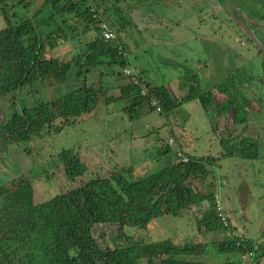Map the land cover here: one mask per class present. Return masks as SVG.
I'll return each mask as SVG.
<instances>
[{"label":"trees","instance_id":"16d2710c","mask_svg":"<svg viewBox=\"0 0 264 264\" xmlns=\"http://www.w3.org/2000/svg\"><path fill=\"white\" fill-rule=\"evenodd\" d=\"M8 1L12 3L7 6ZM35 1L0 0V15L4 20L0 26V98L10 95L15 99L17 91L34 81L59 83L73 69L81 81L61 94L33 104L17 106L13 101V110L0 123V154L5 153L10 143L27 144L35 135L56 133L65 124L89 117L100 98L103 103L124 99L126 103L121 110L128 116L138 114L141 103L154 109L150 98L159 106L158 112H168L180 101L192 98H197L205 109L213 104L210 90L191 84L197 81L194 73L179 98L165 85L142 79L130 67L125 43L119 39L123 24L114 28L116 36L112 41L100 35L99 19L92 16L90 4L100 6L104 19L113 27L107 14L112 16L114 9L120 10L118 0H39L30 15L15 19L13 7L20 5L27 9ZM118 16L120 19L121 13ZM63 42L67 43L69 54H51ZM113 64L120 67V71L115 70L117 75L124 66L130 67L132 75L125 76L111 98L105 93L111 87L106 76H111ZM93 69L97 70L98 82L86 81ZM133 77L138 83L133 82ZM140 85L146 87L143 95L139 93ZM239 119L235 115L233 121ZM230 139L233 138L229 135L219 139L221 150L217 155H188L187 161L175 157L139 175H133L129 164L116 165L106 174L66 187L39 201L33 200L30 179L15 187L0 183V264H137L136 254H144L145 264H175L174 255L187 257L189 264H200L191 256L205 253L209 242L175 241L169 236L133 241L134 235L128 229L144 230L155 217L164 213L178 215L189 206L198 207L201 200H205L207 209L201 213L198 227L202 226L204 231L220 228L212 208L213 184L206 181L208 167L218 157L254 158L257 154L254 142ZM24 149L27 151L28 147ZM167 150V144L161 145L155 156ZM61 162L68 179L86 170L77 151L69 152ZM196 180L204 182L206 189L195 183ZM103 224L112 226L117 245L105 244L94 251L88 250V244L95 237H103ZM236 241L239 239L234 236L213 242L214 249L246 250ZM255 251L256 248L252 249L250 256ZM223 264H238V260L233 258Z\"/></svg>","mask_w":264,"mask_h":264},{"label":"rangeland","instance_id":"374dc122","mask_svg":"<svg viewBox=\"0 0 264 264\" xmlns=\"http://www.w3.org/2000/svg\"><path fill=\"white\" fill-rule=\"evenodd\" d=\"M11 3L8 1L7 6ZM38 3L39 0H36L27 9L20 5L13 7L15 19L30 15ZM117 5L120 10L114 9L113 15L107 16L113 22V28L117 29L119 24H123L118 32L119 39L125 43L130 65L139 72L142 79L167 85L176 96L177 79L181 84L188 85L187 80L194 73L197 81L191 84L202 90H210L212 99L217 101L215 106L210 105V110H216L203 111L193 100L168 112H158L147 107L146 103H141L138 114L128 116L120 109L126 103L124 99L103 103L100 98L89 117L65 124L56 133L35 135L27 144L10 143L5 153L0 154V183L15 187L30 179L33 200L39 201L66 187L106 174L116 165H131L133 175H139L147 169L153 170L175 159L177 149H185L191 156L217 155L221 149L218 139L226 136L228 129L227 121L221 116L216 117V113L222 108L221 112L225 111L226 114L231 111V107L225 103L230 94L240 102H252V106H238L236 116L249 117L248 120L253 118L250 121L257 128V134L263 136L254 158L222 156L208 167L206 181L215 187L212 189L217 191L228 214L229 227H221L222 231H204L202 226L198 227L197 221L207 209V203L203 202L199 203V207L192 205L182 209L178 215L164 213L152 219L144 230L128 229V232L133 233V241L169 236L175 241L209 242L205 253L191 256L199 260L200 264H223L233 258L238 260V264H264V106L260 107L264 103V85L259 83L262 77L264 79V68L261 59L257 55L244 56L245 50L251 51L249 46L236 43L234 49L242 58L239 65L242 80L237 82L234 75L216 81L212 88L209 85L211 80L203 75L205 70L202 71L206 63L200 45L203 41L196 35L208 34L212 28L203 0L196 3L194 0H118ZM118 12L122 15L120 19ZM114 18H118V22ZM2 24L4 20L0 15V26ZM168 28L172 35L179 36L180 41L167 39L173 41L163 47L162 29ZM68 51L67 43L63 42L51 54L66 56ZM111 68V76H106V79L110 84L112 82L114 88V80H119L117 84H120L125 78L115 73V70L120 71L118 65L113 64ZM88 75L86 81L98 82L96 69ZM104 78L102 76L103 81ZM80 81L81 76L77 73L75 75L73 69L71 75L59 83L47 81L40 84L34 81L17 91L15 99L10 95L2 96L0 123L13 110V101L17 106L33 104L48 96L61 94L79 85ZM110 86L105 94L113 98L116 90ZM258 105L259 110H254ZM237 130V127L232 129L233 132ZM169 137L173 139L172 142H167ZM164 144H167L168 150L155 156L157 147ZM24 145L28 147L27 151ZM75 151L86 164V170L68 179L64 175L61 159ZM195 183L206 189L204 182L196 180ZM101 229L103 237H95L88 244V250L94 251L105 244L117 245L112 226L103 224ZM229 234L230 238L238 237L245 249L256 248L254 255L242 259V252L215 250L213 242L229 238ZM143 256L136 254L137 264H145ZM155 257L159 260L157 255ZM174 258H178L175 264H189L188 259L179 256Z\"/></svg>","mask_w":264,"mask_h":264},{"label":"flooded vegetation","instance_id":"af4514ba","mask_svg":"<svg viewBox=\"0 0 264 264\" xmlns=\"http://www.w3.org/2000/svg\"><path fill=\"white\" fill-rule=\"evenodd\" d=\"M197 1L194 0L195 3ZM203 1L207 7L208 17L212 24L206 40L210 51L209 53L215 59L213 66L215 74L220 75V69L223 68L224 79L235 75L234 79L237 82L242 80V74L239 72V65L242 62V58L234 49L236 43L248 45L251 51L249 52L248 49L245 50L244 56L257 55L261 59L264 68V0ZM196 35L200 38L202 37V34ZM259 83L264 85L263 77ZM219 92L221 93V91ZM225 103L226 106L231 107V111L226 115V128L228 129L226 136L229 135L234 139H241L239 140L241 143L254 142L256 147L261 144L263 135L261 134L262 136H260L257 134V128L251 122L253 118H250L251 121L248 120L249 117H243L239 121H233L236 115L235 106H252V102L247 101L245 103L242 100L240 102L237 97L229 94ZM261 106H264V103ZM260 107L258 105L254 110H259ZM238 125L241 126V129L233 132L232 129ZM240 133L241 137H239ZM243 136H246V138H243Z\"/></svg>","mask_w":264,"mask_h":264},{"label":"crops","instance_id":"0c3cea01","mask_svg":"<svg viewBox=\"0 0 264 264\" xmlns=\"http://www.w3.org/2000/svg\"><path fill=\"white\" fill-rule=\"evenodd\" d=\"M163 25H164V23L162 22V28H163ZM188 30H190L191 31V29H189L188 28ZM192 32V31H191ZM207 35L208 34H204V35H202V37L200 38L202 41H203V43L202 44H200L201 45V51H202V53H203V56H204V62H206L205 63V68L202 70V71H204V73H203V75H205V77H207L209 80H211V83L209 82V85H214L215 83H216V81L218 82L220 79H224V76H223V68H221L220 69V75H218V74H215V69L213 68V66H214V63H215V59H214V57L211 55V53H209L210 51H209V47H208V44H207V40H206V38H207ZM159 37H160V35H159ZM198 37V36H197ZM177 40V41H180V40H178V39H180L179 38V36L177 35V36H174V35H172V32L169 30V28H168V30H163L162 29V46L163 47H166V43H168L169 41H173V40H175V39ZM167 39H173V40H167ZM175 43V42H174ZM196 57V56H195ZM198 61V63L200 62V60L199 59H197ZM214 61V62H213ZM197 63V64H198ZM130 67L131 68H133L134 69V67L133 66H131L130 65ZM137 71V70H136ZM192 71V70H191ZM193 72V71H192ZM120 74L125 78V76L126 75H124V74H122L121 72H120ZM119 77V76H118ZM123 78H121L120 80H122ZM112 81V80H111ZM114 88H113V84H112V82H111V85H112V88L111 89H115L116 90V92H117V85H119V84H117V82H119V80H114ZM151 82V81H150ZM152 84H155V83H153V82H151ZM157 84V83H156ZM175 84H176V89H177V95L175 96V97H177V98H179L180 96H182L184 93H185V88H186V84H184V83H180V80L179 79H177V82H175ZM169 90H170V88L167 86V85H165ZM212 88H213V86H212ZM171 91V90H170ZM113 95H116L115 93H113ZM212 96H214L213 94H212ZM191 100H193L194 102H195V104L196 105H200V103H199V101H198V99L197 98H192V99H190V100H187V101H180L179 103H178V105L174 108V109H176L177 107H180V106H182L183 104H185V103H188L189 101H191ZM192 101V102H193ZM191 102V103H192ZM217 103V101H213V106H215V104ZM187 106L189 105V104H186ZM147 107H149V106H147ZM199 107H201V109H203V111H212V110H216V109H212V110H210V108L212 107V106H210V105H208V107L205 109V108H203L201 105L199 106ZM150 108V107H149ZM154 108V107H153ZM194 108L195 109H197V106H194ZM214 108H216V107H214ZM120 109H121V107H120ZM220 110V109H219ZM218 110V111H219ZM223 110V108L221 109V111ZM122 111V110H121ZM158 111V110H157ZM217 112L216 113V117L217 116H221L222 118H224L225 119V121H226V113H225V111L224 112ZM214 114V113H213ZM215 118V117H214ZM227 124V123H226ZM237 128H239V130L241 129V126H237ZM170 136V135H169ZM225 137V136H224ZM239 140H241V139H239ZM174 141H175V137H174ZM179 143V142H178ZM240 143H241V141H240ZM218 145H219V139H218ZM220 146V145H219ZM221 148V147H220ZM177 150H179V151H181L183 154H185V155H190V153H188L187 151H185V149H177ZM221 150V149H220ZM220 152V151H219ZM256 152H257V147H256ZM230 157H232V156H230ZM214 165V164H213ZM243 172V171H242ZM243 173H246V172H243ZM207 178V177H206ZM218 181H220V180H218ZM217 181V182H218ZM216 182V183H217ZM213 188V187H212ZM215 188V187H214ZM213 188V189H214ZM212 189V191L213 192H217V191H215V190H213ZM203 202H205V200H201L200 201V203H203ZM205 204H206V202H205ZM198 207H199V205H198ZM217 229H220V231H222V229H221V227L220 228H217ZM230 233L232 232V231H229ZM220 233H222L223 234V232H220ZM164 237H168V236H164ZM175 256H179V257H183V258H181V259H187V257H184L183 255H174V257ZM173 257V258H174ZM175 259H178V258H174V260ZM193 259V258H192ZM194 260V259H193ZM196 261H198L199 262V260H196ZM188 263H189V260H188ZM200 263V262H199Z\"/></svg>","mask_w":264,"mask_h":264},{"label":"built area","instance_id":"2783aa9c","mask_svg":"<svg viewBox=\"0 0 264 264\" xmlns=\"http://www.w3.org/2000/svg\"><path fill=\"white\" fill-rule=\"evenodd\" d=\"M89 10L92 12V16L97 17L99 19L97 23V27H98L100 35L104 39H107V40L114 39L116 36V32L114 28L108 23V21L104 19L102 15V8L100 6H93L92 4H90ZM121 72L122 74L126 76L132 75V70L130 69L129 66L122 67ZM133 82L138 83V80L136 77H133ZM145 92H146V87L143 85H140L139 93L143 95L145 94ZM149 102H150V105L154 106L155 110H159V106L156 104V101L153 98H150ZM172 141L173 139L171 137L167 139V142H172ZM175 155L181 161H187L188 159V156L183 154L179 150H176ZM212 208H213L216 218L221 224V227L228 228L229 227L228 214L225 211L217 192H213L212 194ZM227 233H230V232L228 231ZM230 236L231 235L229 234V238ZM236 243L241 244L240 241H236ZM251 253H252V249H246L242 253H240V257L244 259L246 258L247 255L250 256Z\"/></svg>","mask_w":264,"mask_h":264}]
</instances>
